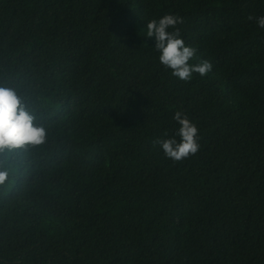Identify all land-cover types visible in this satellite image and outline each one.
I'll return each instance as SVG.
<instances>
[{
  "label": "trees",
  "instance_id": "16d2710c",
  "mask_svg": "<svg viewBox=\"0 0 264 264\" xmlns=\"http://www.w3.org/2000/svg\"><path fill=\"white\" fill-rule=\"evenodd\" d=\"M166 14L205 77L159 64L146 25ZM249 15L264 0H0V87L46 133L0 153V264H264V29ZM177 110L200 147L174 163L153 140Z\"/></svg>",
  "mask_w": 264,
  "mask_h": 264
},
{
  "label": "clouds",
  "instance_id": "9594fccd",
  "mask_svg": "<svg viewBox=\"0 0 264 264\" xmlns=\"http://www.w3.org/2000/svg\"><path fill=\"white\" fill-rule=\"evenodd\" d=\"M249 21L255 20L257 26L264 29V16L249 15ZM183 19L176 15H164L150 20L146 25V37L154 38V50L159 53L158 62L179 81L188 82L192 75L205 77L212 69V64L203 60L190 64L195 54L194 47L186 46L181 39L178 24ZM173 120L179 125L172 138H156L153 145H159L165 158L172 162H181L195 155L199 150L198 128L185 113L177 110ZM45 130L34 125V117L25 110L20 97L15 90L0 87V153L25 145L36 146L44 143ZM167 132L164 136L167 137ZM177 137L179 138L177 140ZM6 179V174L0 172V184Z\"/></svg>",
  "mask_w": 264,
  "mask_h": 264
}]
</instances>
